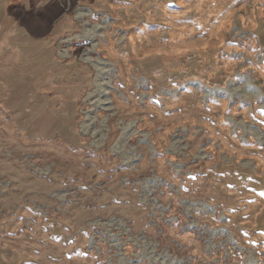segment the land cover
<instances>
[{
	"label": "rangeland",
	"instance_id": "rangeland-1",
	"mask_svg": "<svg viewBox=\"0 0 264 264\" xmlns=\"http://www.w3.org/2000/svg\"><path fill=\"white\" fill-rule=\"evenodd\" d=\"M0 264H264V0H0Z\"/></svg>",
	"mask_w": 264,
	"mask_h": 264
}]
</instances>
